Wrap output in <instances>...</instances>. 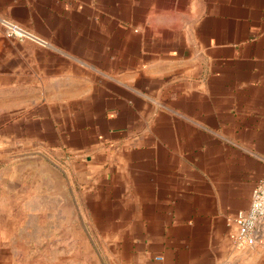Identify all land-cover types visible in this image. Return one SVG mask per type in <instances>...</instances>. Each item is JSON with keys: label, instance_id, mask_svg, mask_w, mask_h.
Returning <instances> with one entry per match:
<instances>
[{"label": "crops", "instance_id": "crops-1", "mask_svg": "<svg viewBox=\"0 0 264 264\" xmlns=\"http://www.w3.org/2000/svg\"><path fill=\"white\" fill-rule=\"evenodd\" d=\"M0 86V264H264V0H0Z\"/></svg>", "mask_w": 264, "mask_h": 264}, {"label": "built area", "instance_id": "built-area-1", "mask_svg": "<svg viewBox=\"0 0 264 264\" xmlns=\"http://www.w3.org/2000/svg\"><path fill=\"white\" fill-rule=\"evenodd\" d=\"M3 24L10 30L9 37L13 34L19 39L27 36L20 27L6 21ZM233 222L236 228L233 245L238 251L264 245V184H258L252 190L249 207L239 211Z\"/></svg>", "mask_w": 264, "mask_h": 264}, {"label": "rangeland", "instance_id": "rangeland-1", "mask_svg": "<svg viewBox=\"0 0 264 264\" xmlns=\"http://www.w3.org/2000/svg\"><path fill=\"white\" fill-rule=\"evenodd\" d=\"M1 24H3L2 22H1ZM13 24V23H12ZM3 31L5 32V35L7 36V37H9V33H10V30L6 27V25L5 24H3ZM14 36V37H13ZM16 36L13 34L12 36H10V38H15ZM16 39H18V40H21V39H24V38H21V39H19V38H16ZM0 89H2L1 88V86H0ZM9 105H12V102H3V101H0V109H3V108H5V106H9ZM3 136V135H2ZM1 137V136H0ZM1 139V138H0ZM55 173H56V171H55ZM32 185H34V186H36V187H38V186H42L43 188H40L42 191L44 190V186H45V182L43 181V180H41L39 177L35 180V181H33L32 183H31ZM60 184V183H59ZM38 185V186H37ZM73 204V202H72V199L68 202V205H72ZM75 248V247H74ZM86 264H94V263H92V262H85ZM74 264H84L83 262H79V261H77V260H75L74 261Z\"/></svg>", "mask_w": 264, "mask_h": 264}, {"label": "water", "instance_id": "water-1", "mask_svg": "<svg viewBox=\"0 0 264 264\" xmlns=\"http://www.w3.org/2000/svg\"><path fill=\"white\" fill-rule=\"evenodd\" d=\"M251 249L246 248L243 251L240 252V255H245L246 253H248Z\"/></svg>", "mask_w": 264, "mask_h": 264}]
</instances>
